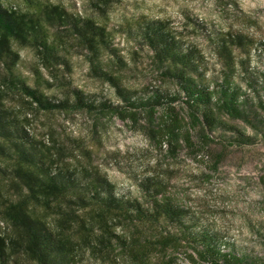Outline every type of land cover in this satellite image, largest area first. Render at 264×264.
<instances>
[{
    "label": "clouds",
    "instance_id": "clouds-1",
    "mask_svg": "<svg viewBox=\"0 0 264 264\" xmlns=\"http://www.w3.org/2000/svg\"><path fill=\"white\" fill-rule=\"evenodd\" d=\"M0 264H264V0H0Z\"/></svg>",
    "mask_w": 264,
    "mask_h": 264
}]
</instances>
